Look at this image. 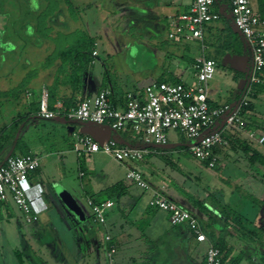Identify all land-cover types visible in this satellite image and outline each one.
I'll return each instance as SVG.
<instances>
[{
    "label": "rangeland",
    "instance_id": "1",
    "mask_svg": "<svg viewBox=\"0 0 264 264\" xmlns=\"http://www.w3.org/2000/svg\"><path fill=\"white\" fill-rule=\"evenodd\" d=\"M41 1V9L39 8L40 10L35 12L34 0H0V135L2 137L0 140V153H8L9 150L11 152L13 147L10 149L11 139L9 137L15 135L16 132L15 141L20 138L17 153L20 151L25 152L24 150L28 147L29 141L50 147V150H67L69 153L63 155L65 160H67L64 178L62 177L61 179L60 175L55 174L52 183L55 182V188L59 183L60 186H65L69 189L73 185L80 192H83V187H85L86 192L93 196L95 194L93 193L94 190L108 186L111 181L106 178L107 173H102L101 169L96 172H90L85 167L87 165L103 167L104 164L106 165L103 157L106 156L100 154L90 159L82 158L81 170L87 175L81 178L77 155L74 151V137L69 131V126L31 117L19 123L18 128L10 127L14 119H18L20 116L25 117L33 110L31 103L36 101L38 97H33L30 100L23 97L20 100L7 101L2 95L3 91L8 92L20 85L23 78L31 71L34 72V70H37L39 74L30 81V88H33L35 83L40 82L43 84L45 81L48 82L47 86H49L47 71L42 70V64L52 52L53 41L60 48L70 43L71 37L67 36V33L71 30L87 31L96 42L99 56L95 59V65L91 68L93 74L89 72L94 78L93 81L91 79L90 98L97 96L104 76L107 77L111 87L116 85L123 90H137L143 88L151 81V77H149L150 71L152 68L160 66L161 60L163 62L166 60L165 55L170 54L169 56L173 57L176 64H184L189 67V63L183 62L181 55L192 59L198 54L202 55V52L192 43L186 46L185 44H175L166 41L167 35L165 31H162L161 35L157 34V32L155 33L151 23L153 20H149V15L146 11L142 12L141 9L135 7L132 0H98L100 2L98 9L91 6L82 7L78 11L75 8L74 13H71L72 15L66 5L67 0ZM50 1L57 3V5H54L55 7L51 8V18L54 16V19L56 17L60 22L50 24L45 21L44 25L53 30L49 37H38L33 33L36 25L34 21L37 19L39 12L46 9L45 7ZM80 2H83V0ZM186 2H190V0H186ZM226 9L227 15H222L221 20L217 22L220 29L216 25L217 32L215 30L211 32V37L214 38L213 43L208 41L210 35L208 32L206 33V44L210 46L207 56L216 62V73L213 80L208 83V89L211 100L220 104L239 101L238 84L241 79L249 78L251 73V68L248 69L247 74H241L225 64L221 55L220 44L231 46L230 54L250 55L249 57L252 58L248 40L242 34L236 33L233 27L234 24L227 20L231 12L229 3L226 4ZM215 10H218V5L215 6ZM158 12L161 16H166L164 11ZM258 16L261 17L259 14ZM154 33L156 34L155 37L152 36ZM218 33L219 35L217 36ZM52 36L55 39H52ZM136 42L145 43V45L137 44ZM155 42H162L163 44V48H159V53L158 51L153 52L148 45ZM172 70L175 71V65H173ZM183 75L185 84L193 81L189 73L184 71ZM91 76H88V80ZM193 82L197 84V80ZM84 89H86L85 86ZM247 98L254 102L259 112L264 116V98L253 99L250 95ZM76 129L78 130L77 126ZM174 133L175 131L169 132L172 144L181 143L188 145L191 142L185 135L179 132H176L178 133L177 135ZM243 137L245 136L243 135ZM254 147L263 149L262 146L254 145ZM167 149L165 147L164 150H161L171 153L167 158L153 157V159L162 163L165 169L162 178L167 183L188 188V190L193 192V198L203 201L205 204L207 201L205 199L213 197L219 203L229 204L235 210L238 208L237 210L251 221H254L260 214L259 212L262 211L261 204H256L250 195L260 199L262 193H264V182L254 178L251 173L263 174L264 169L257 165L250 167L248 156L240 146L237 147V151L230 150L227 157L222 158L224 165L218 169L209 168L204 162L196 159L187 147L173 150ZM40 161L42 165L41 158ZM107 167L113 171L118 170L113 160H109ZM55 168L58 170V166L56 167L53 164L52 170ZM127 183L137 186L129 179ZM131 184L127 185L130 186ZM237 186L239 187L238 189H236ZM209 199L207 204H213L212 206L215 208L219 207V204ZM78 202L86 216L89 217L91 214L93 221L94 214L92 208L88 205V201L85 198H80ZM109 210L105 213L106 216ZM16 215H18L17 212ZM56 220L55 224L63 231L62 226L64 224L59 219ZM73 220H75V217ZM76 220H78V217ZM32 228L24 226L22 227V232H27ZM19 230L17 221L9 220L5 211L0 208V264H3V262L5 264H17L18 259L11 248L18 240ZM66 239L69 247H67L66 243L65 249L62 248L60 250L65 253L63 255L67 257L69 264H72L76 258L75 249L72 245H69L71 240L65 238V241ZM2 241L6 244L3 250L5 253L1 249ZM206 247L207 244H204L203 249ZM46 252L44 249V255L38 254L37 257H42L50 264L54 263L53 256L59 257L61 255L60 251L59 255L53 254V252H50V254ZM40 261L42 260L38 259V263ZM101 264H106L103 255Z\"/></svg>",
    "mask_w": 264,
    "mask_h": 264
},
{
    "label": "crops",
    "instance_id": "2",
    "mask_svg": "<svg viewBox=\"0 0 264 264\" xmlns=\"http://www.w3.org/2000/svg\"><path fill=\"white\" fill-rule=\"evenodd\" d=\"M80 1L81 0H68L66 5L68 6V8L70 6H73L79 11V9H81L82 7L86 8L91 6L93 8L96 7L98 9V5L100 4L98 0H89V2H87V0H83V2ZM132 1H134L133 5L135 7L141 9L142 12L146 11L148 13L149 20H153V22L151 23L153 24L152 26L155 33L157 32V34L161 35V32L165 31L167 35L166 41L172 42L168 39V33L173 28L169 22L168 17L177 16L179 14H184L188 12L194 0H190V2H186V0ZM227 2V0H218L217 3L219 10L222 11V14L224 16L227 15V13L225 12L227 11L226 4L229 3ZM33 6L35 7H33L35 12L39 11L42 6V1L34 0ZM252 7L257 15L259 14L261 15V18H264V0H252ZM158 11H164L166 13V16H161ZM228 16L229 17H227V20H230V22L233 23L230 15ZM215 23L209 24L205 28V44L207 32L210 35L208 41L210 43H213L214 41V38L211 37V32L213 30L217 32L216 25L218 24L217 22ZM218 29H220L219 25ZM155 33L152 35L153 37H155ZM218 35L219 33L217 34V36ZM136 43L145 45V43L141 42ZM172 43L176 44V42ZM189 43L196 45L201 50L202 55H205L206 58L213 60L212 58H209L207 56V51L210 50V46L207 44V48L204 51L202 50L201 43L199 41H187L178 44H185L186 46L191 45ZM148 45L150 46L153 52L158 51L159 53V48H163L162 42H155L153 44L150 43ZM249 45L251 47V56L253 58L252 46L250 43ZM95 51L97 52V55L94 56V60L99 56L97 49H95ZM227 54L230 53L227 52L223 56V60ZM169 55H165L166 60L164 62L161 60L160 66L152 68L149 74V77H151V81L146 86L153 82H157V80L161 77L164 79H168L166 82H171V79H178L180 82L184 83V71L191 75V80H197L194 65L196 59L202 56L201 54L194 56L192 59L187 58L185 55H181V59L184 63H189V67H186L184 64H176V61L173 60V57L171 58ZM247 56L249 57L250 55ZM94 65L95 61L93 66ZM173 65H175V71L172 70ZM91 68L86 71L83 86L81 90H79L75 95L78 101L90 97L89 92L91 88V79L92 81L94 79L91 76L93 74ZM46 71V75L48 76L47 80L49 81V74L51 71ZM89 72H91L92 74H90ZM88 76H91L89 80ZM193 81L186 84L194 85ZM49 82H52V80ZM47 84L48 82L46 81L43 84L40 82L35 83V86L33 85L34 87L30 88V93H32L31 97H26V99L30 100L33 97H38L39 93L43 89L48 90ZM84 86L86 89H84ZM146 86L137 90H123L116 85L112 87L109 86L108 79L106 76H104L103 81L100 84V89L98 93L106 88L111 89L113 92L114 104L119 109H122L123 98L127 93H143V90ZM62 94H71V89L68 87L64 88ZM261 97L264 98V96L262 95L259 96L257 99H261ZM209 100L214 104L222 105L215 101L213 102L210 98V94ZM248 116L249 122L251 123L250 129L256 131V127L258 126L261 127L260 130L264 129V116L259 112L255 104L253 110L248 114ZM31 117L39 118L37 115L35 116L34 114ZM47 121L67 124L69 126V131L72 133L73 137L76 133H82L83 125L79 123H66L60 120ZM254 122L256 124H254ZM76 126L78 127V130L76 129ZM174 134L177 135L178 133L175 132ZM112 138L119 139L125 145L143 148L140 141L129 133H113ZM27 145L28 147L25 148V152L20 151L19 153L16 152L15 154H33L42 159L41 167L38 170L30 173L29 182L31 185H40L42 187V197L47 208L41 215H39L36 221L28 223L25 220L23 212L13 202V200L10 199V201L5 204L0 203V208L5 211L8 219L16 220L20 229L17 235L18 240L14 245H12V248L10 247L12 249L13 254L18 259L17 264H50L42 257H37L38 254L44 255V249L45 252L47 250L46 253L49 252V254L50 252H53V254L55 253L59 255L60 251L62 256H53V264H69L67 257L63 255L64 252H61L60 250L62 248L65 249L67 243V239L65 241V238H69L71 240V244L69 245H72L75 249L74 254L76 258L74 263L72 264H101L102 255L105 259V263L107 264V245L104 243L103 240L105 234H109L112 237V242L117 248L115 264H204L206 252L212 245L210 238L204 231V227L208 226L212 227V229L216 231L217 235L223 238L226 242L228 255L224 264L261 263L260 260L264 256V240L262 241L258 239L255 234L247 232L246 230L233 224L232 222H229L228 224L224 225L223 222L219 219H210L206 214L201 213L196 207V205L189 200L188 196H194L192 191L188 190V188H183L176 184L170 185L165 180H163L162 177L164 176L163 173L165 172V169L163 168L162 163L158 160L153 159V157L158 156L162 158H167V156L171 153L161 151L164 150L165 147L168 148L167 150H169V148L170 150H173L180 147H187L190 151V142L188 145L181 143L172 144L169 134V143L165 146H157L155 148H152L151 152L147 154L144 160L140 163H120L113 157L102 152L94 154H85L83 152L77 151L74 148V151L77 155L78 166L81 171L80 174H84L83 176L80 175L81 178L87 175V173H84L83 170H81L82 158L90 159L100 154L109 158L108 159L106 157H103L106 163V165L104 164L103 167H94L91 165H87V167H85L86 170L90 172H96L98 169H101L102 173H107L106 178H109L111 181L109 182L110 184H108V186L99 187L98 189L94 190L93 193L98 194L99 192L109 187H112L118 183L124 184L126 190L125 194L121 196V198L112 199V201L114 202V206L108 211L105 226L97 225L94 220L92 221L91 214L89 217L86 216L84 214L83 208L78 205V200L80 198H85L86 201H88V199L91 197V194H88L86 192L85 187H83V192H80L76 189L77 187H74L73 185L69 189L65 186H60L59 183V185L55 188V182L52 183V181H54L53 179L55 174L60 175L61 179L62 177L64 178L63 175L64 173H66L67 160H65L63 155L65 153H69V151L63 149L50 150V147L35 144V142L33 143V141L32 143L29 141ZM230 150L237 151L238 149L237 147L234 148L230 144L228 148L222 149L220 153H218L221 163L219 168L223 167L224 164L222 162V158L227 157ZM259 150L264 152V150L262 149ZM14 151L15 147H13V149L11 150L12 153H0V165H2L10 155L12 156L14 154ZM109 160H113V162L116 163L118 170L113 171L112 169H109L107 167V163L109 162ZM53 164L56 165V167L58 166V170L57 168L52 170ZM130 168L140 170L152 186L165 187L167 194L173 200L178 202L180 205H182L184 208L188 209L192 213L196 214L199 217L202 231L207 236L208 241L205 243L197 242L195 235L187 225L173 226L170 223L167 212L150 207L149 202L152 197L151 191L143 190L131 183H127V173ZM127 184L131 185L128 186ZM238 188L239 187L237 186L236 189ZM208 199L205 200L208 201ZM262 199H264V193H262V196L259 200ZM209 200H212V202L214 203H216L217 201V199H213V197H211ZM207 201L206 205L208 206L209 210L216 212V208L212 206L213 204L209 205L207 204ZM70 205L72 208L70 207ZM237 211L242 214V212H240L239 210ZM16 212L18 215H16ZM259 213L260 214L256 217L254 221L256 223V227L264 228V213L262 211ZM74 217L75 220H73ZM77 217L78 220H76ZM56 219H59L61 223L64 224V226H62V229L65 232L60 230L57 224H55V222L57 221ZM24 226L33 228L27 232H22V227ZM204 244H207V247L205 249H203ZM5 245V242L2 241V252L5 249ZM67 247H69L68 243ZM3 253H5V251ZM242 254L244 255L243 258L239 260L238 263H235L236 259H238V257H240V255ZM38 259H41L42 261L38 263ZM3 264L5 263L3 262Z\"/></svg>",
    "mask_w": 264,
    "mask_h": 264
},
{
    "label": "built area",
    "instance_id": "3",
    "mask_svg": "<svg viewBox=\"0 0 264 264\" xmlns=\"http://www.w3.org/2000/svg\"><path fill=\"white\" fill-rule=\"evenodd\" d=\"M230 17L234 27L249 41L253 51V68L251 84L264 85V18L258 16L252 7V0H227ZM218 0H194L189 11L168 17L172 30L168 39L182 43L199 41L204 51V31L207 25L221 20L222 11L215 10ZM97 52L93 53L96 56ZM195 73L197 84L183 82H153L146 86L143 93H127L123 98V108L119 109L113 102L111 89L101 90L95 98H84L76 106L65 108L62 101L50 107L49 92L41 90L37 116L45 120H60L81 125L94 124L103 132L107 129L113 133H129L136 137L143 148L123 144L117 138L100 143L94 137L74 134V148L85 154L102 152L120 163H140L152 148L169 143V132L175 131L185 135L191 142L190 152L204 162L209 168L220 166L218 150L228 148L230 141L224 136L227 132L239 133L248 140L264 145V135L250 129L243 111L249 106L247 97L235 103L211 106L208 83L216 73V62L202 55L196 59ZM32 93L27 94L30 98ZM41 167L40 158L33 154L10 156L0 165V203L11 200L21 209L28 223L36 221L45 210L40 185H31L29 175ZM84 174L81 173V176ZM127 178L143 190L152 193L150 207L165 211L173 226L187 225L197 242L205 243L207 236L202 231L199 217L173 200L165 187H154L144 174L130 168ZM92 208L94 222L106 225V212L114 206L112 200L95 203L88 199ZM107 245L108 264L116 263L117 248L109 234L104 235ZM204 264H223L220 249L211 245L206 252Z\"/></svg>",
    "mask_w": 264,
    "mask_h": 264
},
{
    "label": "trees",
    "instance_id": "4",
    "mask_svg": "<svg viewBox=\"0 0 264 264\" xmlns=\"http://www.w3.org/2000/svg\"><path fill=\"white\" fill-rule=\"evenodd\" d=\"M68 1V0H67ZM54 2H48L47 6L45 7V10H41L37 16V19L35 21V27H34V35H37L38 37H49L52 28L46 27L44 25V22L47 23H58L60 20L54 16L51 18V8L55 7ZM59 5V4H58ZM70 14L74 13L75 8L73 6L69 7ZM71 14V15H72ZM232 20V19H231ZM68 23L69 21L66 20ZM65 21V22H66ZM50 31V32H49ZM55 36V35H53ZM51 37L52 39H55V37ZM67 36L71 37L70 43L67 46H63V48H60L57 43L55 44L54 41L52 43L53 48L52 52L46 57L44 63L42 64V70H50V82L48 86V92H49V100H50V107L53 108L55 102L57 100H61L64 104L65 108L76 106L80 101H78L75 97L76 93L81 90L83 86L84 76L88 69L93 67L94 64V56L93 53L96 52V42L95 40L88 34L87 31H80V30H71L67 33ZM221 48V55L222 57L227 53L230 52L231 46L228 47V45L220 44ZM220 51V50H219ZM237 54V53H231ZM240 54V53H239ZM38 71L34 70V72L31 71V73H28L23 80L21 81L20 85L15 87L14 89L2 93L4 99L7 101H16L20 100L23 97H27V94L30 92V81L37 77ZM261 76L264 77V70L261 73ZM49 80V81H50ZM168 79L159 78L157 82H166ZM172 83H179L180 81L178 79H171ZM70 88L71 94H62V91L64 88ZM251 96L253 99H257L259 96H264V85H257V84H251L249 87L245 88L242 92H239L238 99H242L248 96ZM39 98L40 94L38 96V99L35 102L31 103L32 111L29 112L25 117H18V119H14L13 124L10 127H17L18 124L22 123L28 119L34 114L37 115V112L39 110ZM248 99V98H247ZM249 106L243 111L244 117L248 122V126L251 128V123L249 122V116L248 114L253 110L254 108V102L252 100H249ZM124 102V101H123ZM211 106H217V104H214L210 101ZM251 119V118H250ZM23 120V121H22ZM253 124V123H252ZM254 124H256L254 122ZM253 126V125H252ZM262 126V125H261ZM256 127V126H255ZM261 127H256V131L259 133V135L264 134V129L260 130ZM16 134L11 135L9 138L10 141V149L12 147H15L14 154L12 156H24V155H16V151L19 147L20 138L15 141ZM226 138L229 139L230 144L235 148L240 146L243 151L246 152L248 159H249V165L252 166H258L261 169H264V152L259 150L258 148H255L254 145H258L255 142H252L248 140L247 138L243 137V135L239 133L232 134L231 132H227L224 134ZM0 135V140H1ZM262 146L264 150V145H258ZM221 150H218V153H220ZM10 153V150L8 151ZM5 163V162H4ZM216 167L215 169H218ZM254 178L260 179L262 182H264V173L263 174H253ZM125 187L123 183H118L112 187H109L98 194H94L89 199H92L95 203H101L107 200H112L114 198H121L125 194ZM189 200L192 201L196 207L199 209L201 213L206 214L210 219H219L223 222L224 225L228 224L229 222H232L233 224L241 227L242 229L246 230L247 232L251 234H255L258 239L264 240V228H258L256 227L255 221H251L247 219L244 215L239 213L237 210H235L233 207H231L229 204L219 203L217 200L216 203L219 204V207H216V212H213L209 210L208 206L203 201H198L195 198L188 196ZM250 197L254 200L256 204H261L262 206V212L264 213V199L259 200L253 195H250ZM204 231L206 232L207 236L210 238L212 245L218 249H220L223 257V264L225 263V260L227 258V245L223 238L217 235L216 231L212 229V227H204ZM227 253V254H225ZM20 256V255H18ZM243 254L236 259L235 263H238L239 260L243 258ZM21 258V257H20ZM261 264H264V256L261 258ZM22 262V260H21Z\"/></svg>",
    "mask_w": 264,
    "mask_h": 264
},
{
    "label": "water",
    "instance_id": "5",
    "mask_svg": "<svg viewBox=\"0 0 264 264\" xmlns=\"http://www.w3.org/2000/svg\"><path fill=\"white\" fill-rule=\"evenodd\" d=\"M235 31L238 34H241L240 31H238L236 28H235ZM224 63L229 65L231 67V69H233L234 71L239 72L241 74H247L248 69L251 68V70H252V68H253V58H250L248 56L227 54L224 58ZM250 81H251V73H250L249 78H247V79L244 78V79L240 80L239 85H238V90L240 92L245 90L246 87L250 86ZM82 133L94 137L100 143L103 142L102 141L103 136H105V140L108 141L112 138V135H113V132L111 130L107 129L105 132H103V130L100 127H97L94 124L84 125L82 128ZM70 207H71V205H70Z\"/></svg>",
    "mask_w": 264,
    "mask_h": 264
}]
</instances>
